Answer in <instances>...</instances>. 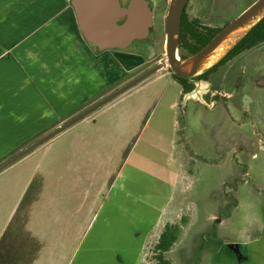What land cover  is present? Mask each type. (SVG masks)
Masks as SVG:
<instances>
[{
    "label": "crops",
    "instance_id": "0c3cea01",
    "mask_svg": "<svg viewBox=\"0 0 264 264\" xmlns=\"http://www.w3.org/2000/svg\"><path fill=\"white\" fill-rule=\"evenodd\" d=\"M143 62L124 49H93L70 0H0V157L99 99ZM166 73L141 81L0 171V218L7 212L0 264L145 263L164 205L185 171L175 149L181 87L175 80L158 84ZM137 155L160 165L156 192L163 201L128 191L104 194L111 186H139ZM37 174L45 177L37 187L50 186L51 195H34ZM142 203L150 208L141 211ZM45 223L56 235L52 245L44 244ZM88 234L91 243L79 244ZM220 240H201L197 253L211 252L207 264H264V208L258 227Z\"/></svg>",
    "mask_w": 264,
    "mask_h": 264
},
{
    "label": "rangeland",
    "instance_id": "374dc122",
    "mask_svg": "<svg viewBox=\"0 0 264 264\" xmlns=\"http://www.w3.org/2000/svg\"><path fill=\"white\" fill-rule=\"evenodd\" d=\"M148 1L157 7V16L161 20L169 0ZM253 1L188 0L186 11L205 23L222 24L231 20ZM160 30L153 50L141 39L133 40L125 49L138 54L144 60L155 55L152 61L163 63L162 68L155 73L167 72L158 84L166 85L169 80L175 79L170 75L166 61L165 33L162 27ZM262 75L264 41L242 51L211 74L213 84L222 93L220 97H213L215 100L212 102L204 98V91L210 87V82L199 81L197 87L186 94L181 93L177 98L176 120L179 141L175 149L179 148V160L185 171L180 173L177 183L175 182L172 195L164 205L161 220L153 231L158 233L165 220H178L182 214L188 216V222L184 226L186 235L181 236L170 252L173 264H207L211 252L204 248L202 253H197L198 247L202 244L201 240L218 238L220 235L221 240L239 236L243 234V228H256L260 224L264 208V84H258L256 81ZM81 109L73 110L74 112L61 118L57 123L47 125L21 142L0 157V162ZM150 126L152 125L149 123L148 127ZM178 153L175 154L177 161ZM136 157V162L141 164L136 180L139 186L136 183L131 187L125 184L122 189L111 186L103 193L113 196L128 191L130 195L133 193L140 197L156 196L157 200L163 201L161 193L156 192V179L160 175L157 170H160V165L150 163L140 155ZM134 159L133 155L131 160ZM168 167L171 168V165ZM168 173L166 170L162 174ZM22 179L25 181L28 176H21L19 180ZM39 179L44 181L45 177L36 175L32 186L36 192L34 195H51L50 186L37 187ZM64 186L61 189L62 194L67 192V186ZM21 187L13 189L17 192L16 196ZM140 207L141 211L150 208L146 203L140 204ZM1 214L4 220L0 218V250L5 239L3 222L6 220L7 212L4 210ZM96 224L97 222L93 228ZM213 228L216 229L215 233ZM43 229L44 244L52 245L56 238V235L52 234L53 229L48 227V223H45ZM197 230L202 235L192 236ZM213 233L215 235L212 237ZM71 238H68L67 243ZM91 238L90 234L83 235L79 244L91 243ZM3 256L4 252L0 251V262Z\"/></svg>",
    "mask_w": 264,
    "mask_h": 264
},
{
    "label": "water",
    "instance_id": "95a60500",
    "mask_svg": "<svg viewBox=\"0 0 264 264\" xmlns=\"http://www.w3.org/2000/svg\"><path fill=\"white\" fill-rule=\"evenodd\" d=\"M187 0H169L164 14V50L169 71L178 77L192 80L223 57L239 39L264 16V0H254L221 27L200 49L185 56L178 54L180 19ZM83 38L97 51L124 49L133 40L147 36L152 24V9L148 0H70ZM158 62L132 79L117 83L114 89L71 115L0 162V171L43 145L59 133L92 114L108 102L162 68ZM198 83V80H193ZM264 84V76L257 80Z\"/></svg>",
    "mask_w": 264,
    "mask_h": 264
},
{
    "label": "trees",
    "instance_id": "16d2710c",
    "mask_svg": "<svg viewBox=\"0 0 264 264\" xmlns=\"http://www.w3.org/2000/svg\"><path fill=\"white\" fill-rule=\"evenodd\" d=\"M227 22L228 21H225L217 25L205 23L197 17L190 15L186 11L185 4L180 19L179 56L183 58L200 49ZM263 41L264 16L256 22L223 57L206 70L191 77L192 80L178 77L173 73H170V75L178 82L183 93L189 92L193 88V80L209 79L212 73L216 72L221 66L228 63L239 53ZM90 45L95 49L94 45ZM124 50L126 49L124 48ZM83 107H78L74 109V111ZM74 111L69 112L62 118ZM187 222L188 216L186 214H182L178 220L164 222L156 241L146 249L144 264H171L172 259L169 255V251L180 240L183 226Z\"/></svg>",
    "mask_w": 264,
    "mask_h": 264
},
{
    "label": "flooded vegetation",
    "instance_id": "af4514ba",
    "mask_svg": "<svg viewBox=\"0 0 264 264\" xmlns=\"http://www.w3.org/2000/svg\"><path fill=\"white\" fill-rule=\"evenodd\" d=\"M127 1L128 0H119L120 4H126ZM187 1H186L185 4H187ZM150 7L152 9V24L149 26V31H148L147 36L145 38L141 39V40L146 41V43L150 47V49L153 50L154 49V46L156 44V41H157V37L159 36V32L161 31L160 28L162 27V30L164 31V13H165V10L167 8V4L165 6L164 13L161 16V18H162L161 20H160V17L157 16V11H158L157 10V7L156 6H153L152 4H150ZM208 7L209 6L207 5L206 8L208 9ZM203 22H205V21H203ZM212 25H217V24H214L213 23ZM154 56L155 55H151L149 58L145 59L144 62L140 66L134 68L129 73H127V75L124 77L123 81L120 82V83H124V82L130 80L133 77L137 76L138 74L142 73L143 71H145V70L151 68L152 66L156 65L158 62H153L152 61V59L154 58ZM157 71H155V72H157ZM155 72L152 73V74H150L144 80L150 78L153 74H155ZM198 81H208V82H210V87L206 91H204V94H203V97L204 98H206L207 100L209 99L208 101H211L212 102L213 100H215L214 98H218V97L221 96L222 93L220 92L219 89H217V87H215V84H213L214 82H212L211 78H209L207 80L200 79ZM198 85H199L198 83L194 82L193 88L194 87H197ZM181 93H183V92L181 91ZM186 93H188V92H186ZM186 93H183V94H186Z\"/></svg>",
    "mask_w": 264,
    "mask_h": 264
}]
</instances>
